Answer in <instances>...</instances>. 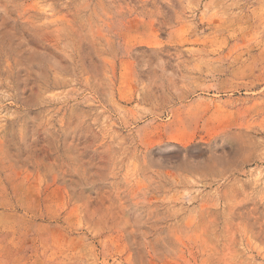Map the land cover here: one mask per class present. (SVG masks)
Here are the masks:
<instances>
[{
  "label": "rangeland",
  "instance_id": "obj_1",
  "mask_svg": "<svg viewBox=\"0 0 264 264\" xmlns=\"http://www.w3.org/2000/svg\"><path fill=\"white\" fill-rule=\"evenodd\" d=\"M0 264H264V0H0Z\"/></svg>",
  "mask_w": 264,
  "mask_h": 264
}]
</instances>
